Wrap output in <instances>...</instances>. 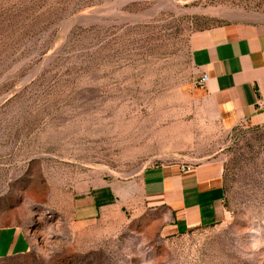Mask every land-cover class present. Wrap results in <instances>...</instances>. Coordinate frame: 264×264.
Listing matches in <instances>:
<instances>
[{
  "label": "rangeland",
  "instance_id": "rangeland-1",
  "mask_svg": "<svg viewBox=\"0 0 264 264\" xmlns=\"http://www.w3.org/2000/svg\"><path fill=\"white\" fill-rule=\"evenodd\" d=\"M230 21H264V0H0V227L29 244L0 264H264V123L223 127L191 56L194 33ZM210 161L216 224L73 217L103 179Z\"/></svg>",
  "mask_w": 264,
  "mask_h": 264
},
{
  "label": "crops",
  "instance_id": "crops-1",
  "mask_svg": "<svg viewBox=\"0 0 264 264\" xmlns=\"http://www.w3.org/2000/svg\"><path fill=\"white\" fill-rule=\"evenodd\" d=\"M191 56L197 76H209L201 89L223 127L264 123V21H230L199 30L191 38ZM183 165H153L137 180L122 184L103 179L75 195L73 217L89 221L126 205L160 214L172 234L222 221L226 216L222 165L203 162L190 171ZM28 248L21 228L0 227V258L24 254Z\"/></svg>",
  "mask_w": 264,
  "mask_h": 264
},
{
  "label": "built area",
  "instance_id": "built-area-1",
  "mask_svg": "<svg viewBox=\"0 0 264 264\" xmlns=\"http://www.w3.org/2000/svg\"><path fill=\"white\" fill-rule=\"evenodd\" d=\"M209 80V76L206 73H203L198 77L196 80V84L200 87H203L206 85L207 81ZM263 102L259 101V105L262 106ZM193 168L192 164H184L183 165V170L190 171Z\"/></svg>",
  "mask_w": 264,
  "mask_h": 264
},
{
  "label": "bare ground",
  "instance_id": "bare-ground-1",
  "mask_svg": "<svg viewBox=\"0 0 264 264\" xmlns=\"http://www.w3.org/2000/svg\"><path fill=\"white\" fill-rule=\"evenodd\" d=\"M91 11V10H90Z\"/></svg>",
  "mask_w": 264,
  "mask_h": 264
}]
</instances>
